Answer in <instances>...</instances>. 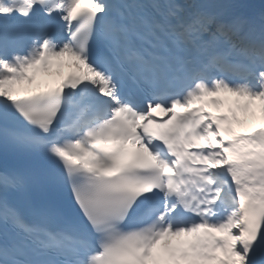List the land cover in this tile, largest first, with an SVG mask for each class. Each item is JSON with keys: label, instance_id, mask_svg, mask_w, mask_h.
I'll use <instances>...</instances> for the list:
<instances>
[{"label": "snow or ice", "instance_id": "obj_1", "mask_svg": "<svg viewBox=\"0 0 264 264\" xmlns=\"http://www.w3.org/2000/svg\"><path fill=\"white\" fill-rule=\"evenodd\" d=\"M0 160V264H264V0H0Z\"/></svg>", "mask_w": 264, "mask_h": 264}, {"label": "bare ground", "instance_id": "obj_2", "mask_svg": "<svg viewBox=\"0 0 264 264\" xmlns=\"http://www.w3.org/2000/svg\"><path fill=\"white\" fill-rule=\"evenodd\" d=\"M51 79H57V80H60V78H53V77H47L46 79H43L42 81H40L38 84H35V85H33V86H31V87H29V88H27V89H22L21 88V93H25V92H27V91H29V90H31V89H35V88H40V87H42V86H45L46 85V83H47V81H49V80H51ZM252 123H255L254 121L252 122ZM251 123V124H252Z\"/></svg>", "mask_w": 264, "mask_h": 264}, {"label": "rangeland", "instance_id": "obj_3", "mask_svg": "<svg viewBox=\"0 0 264 264\" xmlns=\"http://www.w3.org/2000/svg\"><path fill=\"white\" fill-rule=\"evenodd\" d=\"M64 61H66V64H70V63H72V61L70 60V58H64ZM54 72V71H53ZM45 77V76H44ZM37 78H38V80H36V83L39 81V80H41L42 78H43V76H37ZM30 86H32V85H28L27 83L25 84V85H23V86H21V88H25V89H27V88H29ZM252 122V120H249V124Z\"/></svg>", "mask_w": 264, "mask_h": 264}, {"label": "water", "instance_id": "obj_4", "mask_svg": "<svg viewBox=\"0 0 264 264\" xmlns=\"http://www.w3.org/2000/svg\"><path fill=\"white\" fill-rule=\"evenodd\" d=\"M259 2V0H257Z\"/></svg>", "mask_w": 264, "mask_h": 264}]
</instances>
